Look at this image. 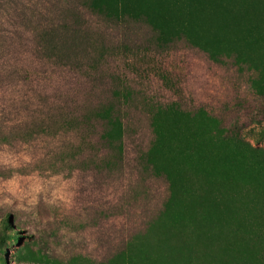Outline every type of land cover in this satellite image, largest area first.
<instances>
[{"label":"rangeland","instance_id":"obj_1","mask_svg":"<svg viewBox=\"0 0 264 264\" xmlns=\"http://www.w3.org/2000/svg\"><path fill=\"white\" fill-rule=\"evenodd\" d=\"M0 264H264V0H0Z\"/></svg>","mask_w":264,"mask_h":264}]
</instances>
